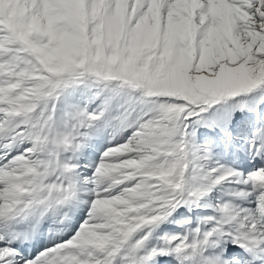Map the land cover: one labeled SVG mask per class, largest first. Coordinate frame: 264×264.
I'll return each instance as SVG.
<instances>
[{
    "label": "snow or ice",
    "instance_id": "1",
    "mask_svg": "<svg viewBox=\"0 0 264 264\" xmlns=\"http://www.w3.org/2000/svg\"><path fill=\"white\" fill-rule=\"evenodd\" d=\"M0 264H264V0H0Z\"/></svg>",
    "mask_w": 264,
    "mask_h": 264
}]
</instances>
